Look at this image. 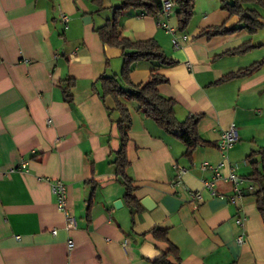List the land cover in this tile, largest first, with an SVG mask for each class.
Listing matches in <instances>:
<instances>
[{"label": "crops", "instance_id": "obj_1", "mask_svg": "<svg viewBox=\"0 0 264 264\" xmlns=\"http://www.w3.org/2000/svg\"><path fill=\"white\" fill-rule=\"evenodd\" d=\"M120 2L103 0L97 10L92 0H0V264H153L170 244L176 247V255L168 254L171 264H264V218L253 192L258 186L248 178L251 161L259 167L260 159L248 155L264 145V26L250 31L228 17L219 0L200 2L197 18L183 30L176 4L168 17L122 10L123 35L152 37L175 60L158 68L167 78L158 90L175 99L179 119L201 115L197 128L205 141L186 156L177 136L123 99L131 114L126 154L132 194L140 203L144 197L154 202L131 211L114 165L121 113L112 96L102 98L97 90L101 74L120 72L122 49L104 44L94 29ZM244 6L264 16L259 5ZM225 19L236 30L194 37ZM158 21L175 28L178 48ZM154 65L135 61L132 80H145ZM250 66L249 74L222 80ZM231 124L238 138L222 172L232 167L244 179L235 200L229 181L216 180L211 193L204 180L212 171L200 167L223 158L219 138ZM179 167L186 171L177 185ZM54 178L66 184L75 228L66 227L51 194ZM189 190L202 195L196 206ZM155 227L167 229L168 240L156 238Z\"/></svg>", "mask_w": 264, "mask_h": 264}, {"label": "trees", "instance_id": "obj_2", "mask_svg": "<svg viewBox=\"0 0 264 264\" xmlns=\"http://www.w3.org/2000/svg\"><path fill=\"white\" fill-rule=\"evenodd\" d=\"M97 6V10L103 8V0H92ZM220 7L227 11L228 17H236L238 22L244 23L245 26L253 31L257 27L264 26L262 18L264 16L258 10L245 7L246 3H255L264 9V0H219ZM177 5L176 15L178 19V28L184 29L190 22L194 10V0H175ZM140 8L146 13L157 15L161 8L160 0H121L120 4L115 7L112 16L100 25L94 31L99 35L104 44L117 46L122 49V65L118 74L105 75L101 74L98 93L102 98L110 95L114 98L117 108L121 113V119L118 121V132L120 138V147L116 152L114 165L116 175L123 184L125 192L124 198L131 211H137L142 208L140 201L132 194L135 189L132 179L127 174L129 160L127 159L126 146L129 140L128 128L131 123V114L129 108L123 101H134L138 110L155 121V123L165 132L177 136L185 145L184 154L190 156L195 148L205 143L199 136L198 122L201 115H191L184 119H179L175 113L176 101L171 97L164 96L158 90V85L167 81V78L158 72V68L163 65H171L175 62L170 58L156 39L150 37L146 39H131L122 34L120 30L119 18L122 10L126 8ZM227 17V18H228ZM236 30L226 25V19L219 23L202 27L194 37L207 36L211 37L218 34H226ZM235 51H240L236 49ZM148 60L155 65L150 69L145 80L134 82L131 78L133 63L137 60ZM255 69L250 66L236 73L225 75L222 80H226L242 74H249ZM258 154L259 167L257 161L252 160V172L248 175L252 181L257 184L253 191L256 196L257 208L264 218V145L258 150L252 151L248 157ZM153 235L158 239H167V229L155 227L152 229ZM176 247L170 244L169 249L153 261V264H171L168 260V254L176 255ZM178 257V256H177Z\"/></svg>", "mask_w": 264, "mask_h": 264}, {"label": "built area", "instance_id": "obj_3", "mask_svg": "<svg viewBox=\"0 0 264 264\" xmlns=\"http://www.w3.org/2000/svg\"><path fill=\"white\" fill-rule=\"evenodd\" d=\"M161 8L158 12V16L168 17L172 14L173 8L175 5V0H160ZM62 20L66 23L67 17L65 15H61ZM158 24L165 29L166 31L172 34L171 42L175 48L180 46L178 41V36L176 35V30L173 26H171L166 21H158ZM237 127L234 124H231L225 131H223L219 138L218 148L222 153L223 158L218 163H210L209 161H203L201 163L202 169H210L212 171V175L210 179L204 180L205 186L214 193L215 190L213 188L214 182L216 180H224L229 181L232 184L233 195L231 196L232 200L238 199L242 194V184L244 179L241 175L233 171V168L230 167L228 173H223L222 168L225 165V159L227 157V151L232 147V145L237 141ZM186 171L184 167H179L177 171V175L173 180L174 184L182 183V174ZM50 191L51 194L55 198V203L57 207L63 211L66 218V227L68 229L75 228L77 226V220L74 214H72L66 207L67 195H66V184L61 178H54L50 180ZM189 203L196 206L198 203L202 201V195L200 191L197 190H189L188 193ZM52 233H56V229L52 230ZM243 237L238 236V242H242ZM72 241L68 242L69 247L72 246Z\"/></svg>", "mask_w": 264, "mask_h": 264}, {"label": "water", "instance_id": "obj_4", "mask_svg": "<svg viewBox=\"0 0 264 264\" xmlns=\"http://www.w3.org/2000/svg\"><path fill=\"white\" fill-rule=\"evenodd\" d=\"M82 20L84 22H88L90 20V16L89 15H85L82 18ZM141 204L144 205L148 209H150L151 207L154 206V202L152 200H150L149 198H147V197H144V198L141 199ZM121 205H122V202H121L120 199H118V200H116L114 202V206L117 207V208L120 207Z\"/></svg>", "mask_w": 264, "mask_h": 264}, {"label": "rangeland", "instance_id": "obj_5", "mask_svg": "<svg viewBox=\"0 0 264 264\" xmlns=\"http://www.w3.org/2000/svg\"><path fill=\"white\" fill-rule=\"evenodd\" d=\"M200 2L203 3V0H194V10H193V14H192L190 20H191V19L195 20V19L197 18V16H196V15H197V9H198L197 5H198Z\"/></svg>", "mask_w": 264, "mask_h": 264}]
</instances>
